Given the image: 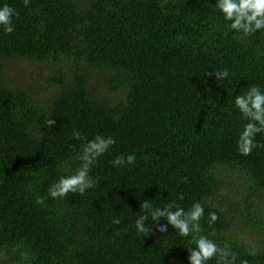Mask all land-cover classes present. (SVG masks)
I'll list each match as a JSON object with an SVG mask.
<instances>
[{
  "label": "trees",
  "instance_id": "1",
  "mask_svg": "<svg viewBox=\"0 0 264 264\" xmlns=\"http://www.w3.org/2000/svg\"><path fill=\"white\" fill-rule=\"evenodd\" d=\"M0 2L19 13L15 33L0 30V264H188L171 227L144 238L129 227L143 199L200 200L219 215L205 231L264 264V148L239 155L232 106L264 86V34L230 33L215 0ZM21 62L38 77L14 73ZM225 67L230 80L206 74ZM97 133L117 141L93 166L98 186L36 204ZM129 152L134 165L112 167Z\"/></svg>",
  "mask_w": 264,
  "mask_h": 264
},
{
  "label": "clouds",
  "instance_id": "2",
  "mask_svg": "<svg viewBox=\"0 0 264 264\" xmlns=\"http://www.w3.org/2000/svg\"><path fill=\"white\" fill-rule=\"evenodd\" d=\"M32 0H23L25 8ZM216 14L222 17L227 30L238 35L241 39L256 37L264 34V0H215L212 4ZM19 17L17 9L10 3L0 2V30L5 35H12L16 31L14 21ZM212 69V68H211ZM208 76H215L216 80H230L231 74L227 67L207 70ZM232 106L240 119V127L236 138V151L241 156H249L254 149L264 148V144L257 141L258 134H264V86L258 83L250 84L246 90L235 94ZM56 123L49 119L47 124ZM117 143L111 135L95 134L90 139L84 138L79 155V166L63 169L54 182L47 189V197L37 196L35 203L43 204L46 198L62 201L69 193L84 196L86 192L95 189L99 184V177L92 174L93 166L110 151ZM137 153L129 152L115 156L112 167L121 169L134 165ZM142 214L135 217L129 226L138 237H146L156 232L168 234L169 227L180 238L189 242L188 264H249L242 260L233 250L228 241H219L213 234L206 232L204 224L213 226L218 220L217 211L205 212V204L200 200L193 201L190 206H181L176 200L156 204L153 199H143L140 202ZM111 223L119 225V216H113ZM127 231V229H126ZM120 233L117 232V235ZM257 249L253 246L249 256H256ZM13 255L19 254L23 260L26 253L18 248L11 249Z\"/></svg>",
  "mask_w": 264,
  "mask_h": 264
},
{
  "label": "rangeland",
  "instance_id": "3",
  "mask_svg": "<svg viewBox=\"0 0 264 264\" xmlns=\"http://www.w3.org/2000/svg\"><path fill=\"white\" fill-rule=\"evenodd\" d=\"M28 68H29V70H35V74H36V72H39V69L37 68V66L35 64L29 63V62L18 63L16 66H14V68L12 70L14 73L15 72L16 73H22V72H26L28 70ZM42 72H44V70ZM36 77H38L37 74H36ZM41 81L43 84L44 80L42 79Z\"/></svg>",
  "mask_w": 264,
  "mask_h": 264
}]
</instances>
